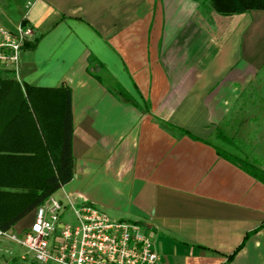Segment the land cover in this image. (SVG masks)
<instances>
[{"label": "crops", "instance_id": "1", "mask_svg": "<svg viewBox=\"0 0 264 264\" xmlns=\"http://www.w3.org/2000/svg\"><path fill=\"white\" fill-rule=\"evenodd\" d=\"M20 25L35 34L4 76L24 95L71 90L74 178L52 196L64 215L89 203L139 223L158 264H264V184L214 141L228 133L264 170V12L206 16L194 0H0V27ZM28 109L0 106V127L17 117L10 135L21 146L38 135ZM35 212L7 232L29 230ZM24 254L0 235V264H38Z\"/></svg>", "mask_w": 264, "mask_h": 264}, {"label": "trees", "instance_id": "2", "mask_svg": "<svg viewBox=\"0 0 264 264\" xmlns=\"http://www.w3.org/2000/svg\"><path fill=\"white\" fill-rule=\"evenodd\" d=\"M206 16L217 13L234 16L264 12V0H194ZM0 72V106L19 104L22 110L35 115V126L29 118V128L37 130V137L27 146L14 141V121L0 127V231L13 229L21 220L40 207L58 190L74 178V156L72 151L73 119L72 96L68 87L60 89H38L26 87L21 94L18 84L11 76ZM120 95L129 99L119 89ZM45 107L47 119L40 116L38 108ZM49 109V110H47ZM0 114H2L0 112ZM20 114V113H19ZM61 116L59 141L56 140V125ZM217 138L235 147L233 140L221 130ZM43 139V140H42ZM13 140V142H11ZM56 150L58 153L56 154ZM218 154L240 166L247 173L264 184V170L248 159H243L217 148Z\"/></svg>", "mask_w": 264, "mask_h": 264}, {"label": "built area", "instance_id": "3", "mask_svg": "<svg viewBox=\"0 0 264 264\" xmlns=\"http://www.w3.org/2000/svg\"><path fill=\"white\" fill-rule=\"evenodd\" d=\"M34 29L16 31L0 27V72H16L21 52L34 37ZM67 207L50 197L36 209L35 221L23 234L1 232L38 264H158L154 242L139 223L112 219L89 203L70 204L76 223H64Z\"/></svg>", "mask_w": 264, "mask_h": 264}, {"label": "rangeland", "instance_id": "4", "mask_svg": "<svg viewBox=\"0 0 264 264\" xmlns=\"http://www.w3.org/2000/svg\"><path fill=\"white\" fill-rule=\"evenodd\" d=\"M228 136H229L230 139H232L231 135H229V134L227 133V137H228ZM214 141H215L216 145H217L221 150H223V151H227V152H230V153H232L233 155H236V156L241 157V154H240V152H239V150H238L237 147H234V148H233V147H231V146L225 144L224 142H222L221 140H219V139L217 138V136H216V138H215ZM233 141H234V140H233ZM62 222H64V223H72V224H74V223H76V218H75V216H74L72 213L67 212V214L64 215V216L62 217Z\"/></svg>", "mask_w": 264, "mask_h": 264}]
</instances>
